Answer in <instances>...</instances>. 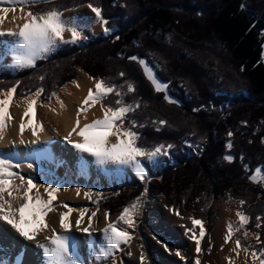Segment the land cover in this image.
<instances>
[{"label":"trees","instance_id":"1","mask_svg":"<svg viewBox=\"0 0 264 264\" xmlns=\"http://www.w3.org/2000/svg\"><path fill=\"white\" fill-rule=\"evenodd\" d=\"M89 3L102 9L107 27L115 32L92 40L91 32L84 31L86 46L63 45L15 75L2 66L0 89L20 81L15 96L21 99L43 87L40 102L48 103L52 92L74 81L77 68L115 84L126 104L139 102L125 120V126L133 120L144 125L133 129L139 133L138 144L150 150L174 145L171 160L176 164L158 171L149 190L183 195L185 208L192 207L194 218L202 221L212 215L211 202L227 194L245 201L242 210L255 227L256 217H264V187L249 179L257 167L264 168V0H55L62 11ZM131 56L158 65L155 75L168 85L167 95L176 103L154 90ZM128 83L134 92L127 91ZM116 99L110 94L102 103L116 107ZM161 120L167 123H153ZM229 140L232 149L227 148ZM187 143L200 154L189 157ZM227 154L235 160H224ZM147 183L143 180L142 187ZM142 187L126 189V202L119 208L141 196ZM259 232L264 241V222Z\"/></svg>","mask_w":264,"mask_h":264},{"label":"snow or ice","instance_id":"2","mask_svg":"<svg viewBox=\"0 0 264 264\" xmlns=\"http://www.w3.org/2000/svg\"><path fill=\"white\" fill-rule=\"evenodd\" d=\"M50 4L52 7L47 10L32 11L31 5L33 4ZM8 5V6H5ZM17 7L21 12V16L17 17L13 15L12 19H22L24 22L18 24L15 29L4 30L2 25L8 13H15ZM87 7L95 14V20L104 26V32L107 34L110 30L107 27L108 20L102 15V9L98 6H94L92 3L87 4ZM243 7V5H242ZM27 9V10H26ZM63 11L55 6V0H0V37H11L13 38V47L11 51L13 53V59L16 62V66L19 67H35L37 59L43 58L45 54L52 51L59 43H77L81 39H86L83 35L82 29L75 23L66 21L64 18ZM65 33H70L71 39H65ZM116 39H119L117 37ZM130 60L139 63L143 69L144 75L153 85L156 92H164V99L169 103H176L175 100L167 95L168 85L159 81L154 71L149 67L148 63L144 59H140L137 56L129 57ZM120 76L123 77L124 73L121 72ZM39 79L43 81L44 76H40ZM89 79H94L89 77ZM72 83H76L73 81ZM20 81H17L15 85L6 89H0V141L5 138V132L8 126V121L13 119L9 108L13 103L14 96L19 86ZM77 86H79L77 84ZM128 92H134L135 87L133 84L128 83ZM44 92L43 87H39L35 92H26L23 94L21 99L26 103V108L23 112L21 122L19 125L20 130V143L23 144V132L26 127H31L32 135L35 139L29 141L31 144L39 142V132L43 131V125H33L32 120L35 116V107L40 103V97ZM110 94H115L116 107L105 106L102 101L106 99ZM124 93L121 92L115 84H109L105 79H95V88L88 89L87 96L84 98L82 105L76 112V123L72 130L65 137L69 143L73 145L81 153H87L88 155L95 158L96 162L101 165L114 164L118 166H132L139 173L140 179L146 178V172L144 165L142 164V158H147L148 161H153L157 156L161 154H167V151L174 147V145H158L153 149L142 147L138 144L139 133L133 129L136 127H144V125H137L136 121L130 122L129 126H125V120L128 113L134 112L139 108V102L134 105L126 104L123 100ZM51 96H56L57 100L59 97L57 93L52 92ZM61 107H64L62 101H60ZM97 103H101V107L104 109L102 119H94L91 123H85L83 127L80 126V115L86 112L89 107L94 106ZM87 106V107H86ZM199 111V109H194ZM28 118L27 124L24 122V118ZM153 123H159L165 125L166 121H158ZM246 123V122H245ZM160 131V128L156 129ZM76 133L82 138V142H73L71 136ZM228 136L232 137L233 133L228 132ZM109 137H115V142H112ZM13 144L15 141L12 142ZM233 144L231 140L227 143V148L231 149ZM224 160L229 163L233 162L234 157L231 154H227L223 157ZM243 160V156L240 157ZM20 167L19 163H14L11 158H6L0 154V221L10 225L20 236L28 239L35 240L36 236L48 229L49 225L46 221L48 214L55 210L53 201L55 199V193L59 191L57 188H53L50 185L34 183L32 178H25L19 172L14 171ZM31 169L33 165L28 164ZM245 171H248V166H244ZM250 181L253 183H264V168L257 167L254 174L249 176ZM19 181V183H16ZM43 188L47 194V198H43L40 189ZM35 189V191H33ZM81 189L77 188L76 192L79 194ZM146 194L142 193L141 195ZM86 199H92L91 190L84 193ZM97 208L99 201H94ZM244 200H240L239 204L243 205ZM141 204L140 197H137L130 205L124 207L120 213L118 220L123 221L128 227H134L135 215L137 214L138 205ZM68 207V205H63ZM62 212L59 216V223L64 234H58L56 230L51 229L52 235L45 237L47 243L38 244L43 250L45 257V264H77L75 258L74 244L72 238L67 235L71 232L73 224L70 221V213ZM88 210H80V218L75 221V226L80 229L83 233H86L89 237L92 235L89 229L92 226L93 218L96 217L97 213L92 212L88 219V227L80 228L81 222L85 213ZM174 214L180 216L179 210H174ZM109 213L105 212V218L107 221ZM236 222L228 221L226 225V234L223 237L224 243L228 244L230 241L233 242L234 246L231 248L230 253H235V257L231 254L226 256L228 264H236V258L244 253L243 264H264V241L260 239V233L250 232L246 225L250 222L251 218L243 210L236 211ZM183 218V217H180ZM192 219V228L186 229V233L191 232L192 235L189 237L195 242V251L197 257L195 264H201L200 255L202 253L201 240L206 235L204 228V222L201 219ZM256 228L262 226L264 217H256ZM199 225L198 235L196 233V226ZM243 231V238L248 239L250 236L254 237L256 243L261 245L259 248L254 245H242L240 238L233 237L235 233ZM104 239L107 242L108 247L103 249V257L107 258L113 255L114 250L120 249L121 244H127L131 241V234L119 228L116 223L107 221L106 226L101 230ZM162 243L161 241H157ZM165 249L167 244L163 243ZM223 248V246H221ZM143 246L141 245V249ZM209 252L211 247H209ZM175 255L180 257L181 260L184 256L179 251L175 252ZM97 259H100L98 256ZM146 256L143 251L140 252L141 264H144ZM2 264V262H0Z\"/></svg>","mask_w":264,"mask_h":264},{"label":"bare ground","instance_id":"3","mask_svg":"<svg viewBox=\"0 0 264 264\" xmlns=\"http://www.w3.org/2000/svg\"><path fill=\"white\" fill-rule=\"evenodd\" d=\"M13 15L17 17L22 15L19 7H17L15 13L10 12L7 14L2 25L4 30L15 29L18 24L24 22L22 19L13 20ZM64 18L66 21L75 22L78 26L88 24L93 27L96 34H106L104 26L96 22L95 14L87 6L73 12L64 13ZM65 39H71L70 33H65ZM79 42H82V39L77 43ZM61 44L64 43H59L53 50ZM12 47L13 38L0 37V65L16 66L11 51ZM79 74L81 76L75 84H70L66 90L60 92L59 100L56 97L52 99L51 103H48L45 107H40L38 112H35L32 120L33 125L40 123L43 125V131L38 133V143H29V141L35 139L30 126L26 127L23 132L22 138L25 143H20L19 125L27 105L23 102L22 104H15L13 107L15 120L8 121L5 138L0 141V154L21 164L16 171L26 179L32 178L34 183L50 185L59 189V191L54 194L56 199L54 207L56 210L50 212L46 217L49 227L40 232L35 240H28L20 236L10 225L0 221V262L2 264H45L43 250L38 247V244L48 242L45 237L52 235L51 229L53 228L58 234H64L63 229L60 227L59 216L60 213L68 212L69 209H72L70 221L73 227L67 235L73 240L77 264H86L87 261L91 260V256L99 264L111 260L116 261L118 264H141V249L138 247V240L136 239L140 235L139 226L141 220H148L152 216H157L159 219L157 229L162 230L164 233V243L167 244V249L158 243L157 239L150 238L148 240V250L144 253L146 256L144 264H195L197 257L195 242L189 238L192 233H186V229L193 227L192 221L186 222L182 220L174 214V210H168L163 202L159 200H152L145 196L140 199L141 204L138 205L137 214L134 217V227L130 228L123 221H119V215L112 218L111 222L116 223L119 228L128 231L132 239L127 244H121L120 249L114 250L113 255L107 258L103 257L102 250L106 249L108 245L101 231L108 221V218L106 221L105 213L101 211L103 220L99 226L96 227L92 222V226L89 229L92 234L90 237L75 226V221L80 218V210L85 209L83 204L89 203L84 196L86 191L91 190L92 192L93 200L90 203L91 206L97 208L94 201L98 200L99 208L101 198L110 192L116 189H123L130 184H140L143 181L134 167L114 164L101 165L96 162L94 157L87 153L79 152L65 139L75 126L78 106L81 107L84 98L87 96L88 89L95 88L94 79H89L84 73L80 72ZM60 101L63 102L64 107H61ZM74 101L77 102V105H75ZM103 114L104 109L101 108L100 103L89 107L79 117L80 126L83 127L85 123H91L94 119H102ZM24 122L27 124L28 118L25 117ZM109 139L115 142V137H109ZM71 140L73 142H82V138L76 133L72 134ZM13 141H15L14 144L12 143ZM27 147L28 149H26ZM160 158L161 155L157 156L153 161L142 158L146 178L152 175V167L155 166ZM167 161L161 162V166L166 165ZM29 163L33 165L31 169L28 167ZM77 188L81 189L79 194L76 192ZM40 193L43 198H47L43 188L40 189ZM65 204L68 207H63ZM88 219L89 216L85 213L80 228L88 227ZM196 228L199 229V225ZM219 230V246L212 254L206 253L203 239L201 240L202 253L199 254L201 264H228L225 257L230 254L235 257V253H230L234 244L225 245L222 242V230ZM127 245L132 250L130 256L127 255L126 251H123V247ZM176 251H179L184 256L183 260L175 255ZM98 256L100 259H97ZM158 256H161L160 260L157 258ZM243 260L244 253L241 251L240 256L236 258V264H243Z\"/></svg>","mask_w":264,"mask_h":264},{"label":"rangeland","instance_id":"4","mask_svg":"<svg viewBox=\"0 0 264 264\" xmlns=\"http://www.w3.org/2000/svg\"><path fill=\"white\" fill-rule=\"evenodd\" d=\"M214 3V2H213ZM213 3H211L212 5H214ZM44 3H40V4H37V5H31V10H34V9H37L39 8V6L43 5ZM119 4V2L117 1L115 3V5ZM87 5H83L82 7H85ZM82 7H78L76 9H73V10H69V11H65L64 13L66 12H73L79 8H82ZM27 10V9H26ZM79 27L82 29L83 31V35L84 37H86V39H82V42H79V43H64V44H61L58 48H56L55 50H52L50 53H47L45 54V56L43 58H40V59H47L51 56V54L57 52V50L63 46V45H67V44H70V45H78L80 47H83V46H86L88 44V38L87 36L84 34V31H90L91 34H92V37L90 39L93 40V38L95 37H102V36H107V35H110L112 34L113 32H115L116 30L115 29H110V33L108 34H96L93 30V27L88 25V24H84V25H79ZM39 59V60H40ZM2 66H5L7 68H9L12 73L15 75L16 71L17 70H21V69H25V68H29V67H16V66H10V65H0V67ZM149 67H151L154 71V74L155 72L159 69L158 65L155 64V65H150ZM84 73L86 76L88 77H91L89 76L88 74H86L84 71H82L81 69L77 68L76 71H75V74H76V80L74 79V81H77L79 78H80V74L79 73ZM93 78V77H92ZM95 79H98V78H94ZM72 85L73 83H69V84H66L64 87L62 88H59L57 90H55L58 95V97L60 96L59 94H61L60 92H62V90H66L67 87L69 85ZM225 93H219L218 95H224ZM56 98V96H50L48 98V103H51L52 102V99ZM24 101L22 99H20L19 97H16L14 96V100H13V103L11 104L10 108H9V111L13 117L12 120H15V114L13 113V107L15 104H22ZM47 102H40L38 103V105L35 107V112H38L39 108L40 107H45L47 104ZM75 105H77V102L74 101ZM100 106H101V103H100ZM78 108H80L78 106ZM102 108V107H101ZM103 109V108H102ZM187 154L189 157H193V156H197L199 155V148L191 143H187ZM197 150H196V149ZM28 149V147L26 148ZM172 149L171 148L170 150L167 151V154H161V158L159 160H157L158 162L155 164V166L152 167V175H150V177H147L145 178L144 180H146L148 183L145 185V188L142 187V182L140 184H130L128 186H126L125 188L123 189H116L112 192H110L109 194H107L105 197L101 198V203H100V207L99 208H94L93 206H91V202L93 200V196H92V199L89 200V203L87 202L86 204H83V207L86 208L88 211L86 212L88 214V216L90 217L92 212H96L97 215L96 217L93 218V224L97 226H99L101 223H102V220H103V215H102V212H106L107 211V208L109 210H113L114 212H111L109 213L108 215V221H112V218L113 217H116L118 215H120V213L123 211L124 208H119V205L120 204H123L124 202H126L125 199H127V195H125V190L128 189V188H140L142 187L143 188V193H145V190H146V194L144 195H141L139 196L140 199L143 198L144 196L145 197H148L149 199H152V200H159L161 202H163L164 206L168 209V210H179L180 212V216L179 217H183L181 218L182 220L188 222V221H192L191 218H194V211L192 210V207H189V209H186L185 208V202L184 201V197L183 195H175V194H172V192L168 191V193L166 195H162L158 192H155V191H151L149 190V181L152 180L153 178L157 177V172L160 171L161 169L169 166V165H174V162L171 160V153H172ZM232 149V148H231ZM232 155V154H231ZM234 157V160H235V156L232 155ZM165 160H168L166 162V165L164 166H161V162L165 161ZM233 160V161H234ZM14 163H18V162H15L13 161ZM21 165V164H20ZM248 169L250 170V168L248 167ZM17 169H14V171H16ZM248 170V171H249ZM255 172V171H254ZM254 174V173H253ZM161 177H158V181L160 182L161 181ZM17 183V181H16ZM260 185H262L264 187V183H258ZM92 193V192H91ZM130 199V197H129ZM56 201V199H54L53 201V204L54 202ZM109 202L113 203V204H110ZM115 202V203H114ZM212 204L210 205V211L212 213V215L208 218V220H204V228L206 230V235L204 236L203 238V243H204V247H205V251L207 254H212L216 249L217 247L219 246V232L221 229L222 230V242L224 243V240H223V237L224 235L226 234V225H227V222L228 221H233V222H236L237 221V217H236V211L237 210H242V207L244 205H240L239 204V201L237 200H234L232 199L230 196H228L227 194L224 195L220 200H217V201H214V202H211ZM98 209V210H97ZM56 210V208H55ZM54 210V211H55ZM52 211V212H54ZM102 211V212H101ZM196 219V218H195ZM158 217L157 216H152L150 217V219H142L141 220V223H140V226H139V233L140 235L137 237L136 240H138V247L141 249V245L143 246V248L141 249V251H143L144 253L147 252L148 250V240L150 238H154V239H157L159 241H161L163 245V243L165 242V236H164V233L162 232V230H159L157 229V224H158ZM222 227V228H221ZM246 228L250 231V232H253V233H256V232H259L261 227L260 228H256V226H252L251 225V220L250 222L246 225ZM243 231L244 229H241L240 232H237L235 233L234 237H233V240L235 238H240L241 239V243L242 245H254L255 247H260L261 245L257 244L256 243V240L254 237H249L248 239H244L243 238ZM199 232V229L196 228V233L198 234ZM260 233V232H259ZM233 244L232 241H230L228 243L229 244ZM225 244V243H224ZM227 245V244H225ZM209 247H211V251L209 252ZM125 250H124V249ZM122 249L123 251H126L127 255L130 256L132 253V250L130 248L129 245L127 246H124ZM159 260L161 259V256H158L157 257ZM86 264H99L97 263V261L94 260L93 256H91V260L87 261ZM100 264H118L116 261H106V262H103V263H100Z\"/></svg>","mask_w":264,"mask_h":264},{"label":"built area","instance_id":"5","mask_svg":"<svg viewBox=\"0 0 264 264\" xmlns=\"http://www.w3.org/2000/svg\"><path fill=\"white\" fill-rule=\"evenodd\" d=\"M196 149V148H195ZM197 150V149H196ZM199 153H200V151H199Z\"/></svg>","mask_w":264,"mask_h":264}]
</instances>
